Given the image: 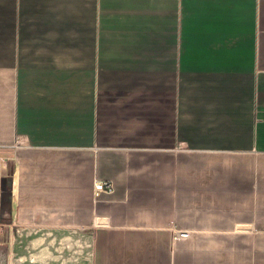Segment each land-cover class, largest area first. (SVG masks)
I'll return each mask as SVG.
<instances>
[{
    "label": "crops",
    "instance_id": "obj_1",
    "mask_svg": "<svg viewBox=\"0 0 264 264\" xmlns=\"http://www.w3.org/2000/svg\"><path fill=\"white\" fill-rule=\"evenodd\" d=\"M0 165L9 258L264 264V0H0Z\"/></svg>",
    "mask_w": 264,
    "mask_h": 264
},
{
    "label": "rangeland",
    "instance_id": "obj_2",
    "mask_svg": "<svg viewBox=\"0 0 264 264\" xmlns=\"http://www.w3.org/2000/svg\"><path fill=\"white\" fill-rule=\"evenodd\" d=\"M1 167H4L3 170L1 169ZM9 168L4 165H0V178H5L4 180L9 182ZM9 184V183H8ZM9 186V185H8ZM9 193V191L7 192V194ZM8 204V199H7V203L6 205L3 206V214H5V210ZM8 216V211H7V215ZM6 218V217H5ZM8 218V217H7ZM2 217H0V227L1 224L4 223L3 220H1ZM2 229V228H1ZM0 229V233L1 235L3 234V238L0 239V264H41L42 262L38 259H32V260H25V259H21V260H15L9 258V254H8V242H7V233L4 230ZM21 246H23V248H25V245L22 244ZM57 245H50V251H56L55 249H57ZM32 252L33 253H37L39 251V248L37 247H32ZM78 247L76 245H72V244H60V260L58 261L57 259H53V260H48L47 263L46 261L43 262V264H78L80 263V261L82 263H84L86 260L83 257L82 254H80L82 257L80 260H77V258L79 257L78 253H77ZM82 250V249H81ZM56 253V252H55ZM30 255V253L28 254ZM51 255V254H49Z\"/></svg>",
    "mask_w": 264,
    "mask_h": 264
},
{
    "label": "flooded vegetation",
    "instance_id": "obj_3",
    "mask_svg": "<svg viewBox=\"0 0 264 264\" xmlns=\"http://www.w3.org/2000/svg\"><path fill=\"white\" fill-rule=\"evenodd\" d=\"M8 183L9 182L6 180H4L3 182H0V197L3 201V206L6 205L7 199H8V196H7V192L9 191Z\"/></svg>",
    "mask_w": 264,
    "mask_h": 264
},
{
    "label": "water",
    "instance_id": "obj_4",
    "mask_svg": "<svg viewBox=\"0 0 264 264\" xmlns=\"http://www.w3.org/2000/svg\"><path fill=\"white\" fill-rule=\"evenodd\" d=\"M4 179L5 178H0V182H3L4 181ZM7 196H8V204H9V197H10V194L8 193L7 194ZM8 211V210H7ZM8 213H9V211H8ZM0 217H2V218H7L8 216H6V215H3V201H2V199H1V197H0Z\"/></svg>",
    "mask_w": 264,
    "mask_h": 264
},
{
    "label": "built area",
    "instance_id": "obj_5",
    "mask_svg": "<svg viewBox=\"0 0 264 264\" xmlns=\"http://www.w3.org/2000/svg\"><path fill=\"white\" fill-rule=\"evenodd\" d=\"M103 186H104V191L106 193H111L112 192V190H113L112 183L106 181V182H104V185Z\"/></svg>",
    "mask_w": 264,
    "mask_h": 264
}]
</instances>
